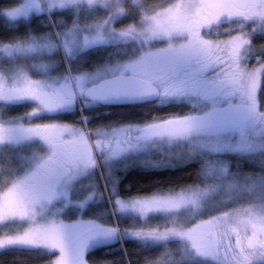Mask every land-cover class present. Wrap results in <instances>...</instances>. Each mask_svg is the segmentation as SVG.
I'll use <instances>...</instances> for the list:
<instances>
[{
	"label": "snow or ice",
	"instance_id": "1",
	"mask_svg": "<svg viewBox=\"0 0 264 264\" xmlns=\"http://www.w3.org/2000/svg\"><path fill=\"white\" fill-rule=\"evenodd\" d=\"M0 12L42 18L0 41V249L116 264L86 253L119 241L131 264L134 241L140 264H264V0H18ZM100 46L120 55L86 64ZM142 102L178 110L95 127L83 114ZM75 108L79 122L59 118ZM128 154L151 168L195 164L194 179L121 197L112 162ZM101 163L109 181L72 200V182ZM104 199L113 218L140 222L67 216Z\"/></svg>",
	"mask_w": 264,
	"mask_h": 264
},
{
	"label": "trees",
	"instance_id": "2",
	"mask_svg": "<svg viewBox=\"0 0 264 264\" xmlns=\"http://www.w3.org/2000/svg\"><path fill=\"white\" fill-rule=\"evenodd\" d=\"M18 0H0V6L16 4ZM150 2H160V0H150ZM0 12V41H9L15 37L26 34L30 26H35L37 19L34 17L32 21H15L11 22L1 15ZM58 15H68V13H58ZM136 17L132 14L124 16L118 21V24H127L132 22ZM124 47V46H120ZM129 50L131 46H128ZM109 53L120 55L115 46H100L89 49L82 55L85 57V63L92 61L103 62L109 56ZM23 106H17L12 112L22 110ZM176 107L153 108L148 103L130 106H99L96 105L84 108L83 114L89 117L88 124L90 127L103 126L107 124H123L127 122H141L150 119L154 113H162L166 111H176ZM14 114V113H13ZM59 118L67 119L72 122H79V113L76 108L72 112L60 113ZM195 164L178 166L175 168H145L141 166H132L130 168H113L115 174L119 177L118 193L121 197H130L133 195H150L161 188L165 193L169 188L180 191V185L191 184L196 171ZM99 172L94 170L89 176H81L74 180L69 188V197L76 200H83L89 191L90 183L94 182L101 188L103 184L109 181L105 166L103 163L99 165ZM109 206L107 200L89 201L83 210H75L67 213L68 218L74 219L77 214L83 215L85 218H99L107 223H120L127 225L130 223H139V219L131 214L123 217L113 216L108 212ZM104 213V215H100ZM124 247L129 249L128 259L131 264H140L141 253H135L131 249L138 247L134 241H125ZM45 252L38 250H26L18 248H8L0 250V264H45V261L51 259ZM86 258L91 262H100L105 260H115L116 264H126V258L120 248L119 241L111 242L107 245L93 248L86 253Z\"/></svg>",
	"mask_w": 264,
	"mask_h": 264
},
{
	"label": "rangeland",
	"instance_id": "3",
	"mask_svg": "<svg viewBox=\"0 0 264 264\" xmlns=\"http://www.w3.org/2000/svg\"><path fill=\"white\" fill-rule=\"evenodd\" d=\"M172 2H175V0H172ZM1 15H2L3 17H5L6 19H8L6 16L3 15V13H1ZM92 106H95V105H89V106H87V107H85V108H89V107H92ZM76 110H77L79 113H81L80 110H79V108H76ZM70 112H72V111H70ZM64 113H68V112H64ZM143 158H144V157H143L142 155L128 154V155H125V156H123V157H121V158H119V159L113 161V162H112V167H113V168H117V167H120V168H130V167H132V166H141V167H145V168H151V167L143 166V165L139 162V161H140L141 159H143ZM96 170L99 172V168H97ZM99 174H100V172H99ZM107 177H108V175H107ZM108 178H109V177H108ZM70 186H71V185H70ZM70 186H69V188H70ZM68 191H69V190H68ZM177 192H179V191H177ZM105 200H107V199H105ZM107 204H108V202H107ZM108 206H109V204H108ZM109 207H110V206H109ZM127 215H128V214H127ZM107 244H109V243H97V244H94V245L90 246L89 250H91V249H93V248H96V247H99V246L107 245ZM0 250H2V249H0ZM89 250H88V251H89Z\"/></svg>",
	"mask_w": 264,
	"mask_h": 264
},
{
	"label": "water",
	"instance_id": "4",
	"mask_svg": "<svg viewBox=\"0 0 264 264\" xmlns=\"http://www.w3.org/2000/svg\"><path fill=\"white\" fill-rule=\"evenodd\" d=\"M147 102H142V103H121V104H104V103H99L97 105L99 106H110V107H115V106H130V105H140V104H145Z\"/></svg>",
	"mask_w": 264,
	"mask_h": 264
},
{
	"label": "flooded vegetation",
	"instance_id": "5",
	"mask_svg": "<svg viewBox=\"0 0 264 264\" xmlns=\"http://www.w3.org/2000/svg\"><path fill=\"white\" fill-rule=\"evenodd\" d=\"M146 104V103H145ZM97 105V104H96Z\"/></svg>",
	"mask_w": 264,
	"mask_h": 264
}]
</instances>
